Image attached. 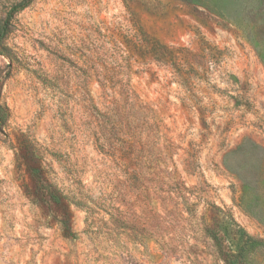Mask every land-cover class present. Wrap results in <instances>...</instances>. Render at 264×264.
Instances as JSON below:
<instances>
[{
	"label": "rangeland",
	"instance_id": "1",
	"mask_svg": "<svg viewBox=\"0 0 264 264\" xmlns=\"http://www.w3.org/2000/svg\"><path fill=\"white\" fill-rule=\"evenodd\" d=\"M24 2L0 264H227L213 206L264 241V0H0V24Z\"/></svg>",
	"mask_w": 264,
	"mask_h": 264
},
{
	"label": "trees",
	"instance_id": "2",
	"mask_svg": "<svg viewBox=\"0 0 264 264\" xmlns=\"http://www.w3.org/2000/svg\"><path fill=\"white\" fill-rule=\"evenodd\" d=\"M27 4L18 3L8 12L0 24V47L5 52L7 46L5 40L10 32V24L13 15L24 9ZM7 107L0 104V124L5 121ZM213 218L215 225L206 227V233L214 240L215 246L219 249L227 264H248L253 252L263 247L264 241L249 233L236 219L227 211L218 206H213ZM63 226L65 237H74L70 218L64 213L59 219Z\"/></svg>",
	"mask_w": 264,
	"mask_h": 264
}]
</instances>
